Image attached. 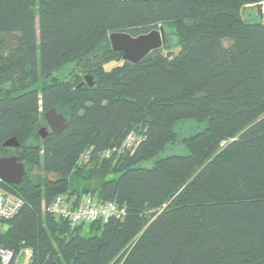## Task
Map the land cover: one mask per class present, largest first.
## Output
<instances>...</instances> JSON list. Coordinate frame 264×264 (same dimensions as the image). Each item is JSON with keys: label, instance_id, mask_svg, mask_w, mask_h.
Masks as SVG:
<instances>
[{"label": "trees", "instance_id": "1", "mask_svg": "<svg viewBox=\"0 0 264 264\" xmlns=\"http://www.w3.org/2000/svg\"><path fill=\"white\" fill-rule=\"evenodd\" d=\"M262 1L0 0V149L14 137L25 165L20 184L4 183L23 205L1 221L0 250L27 248L28 264H264V23L242 17ZM159 26L178 51L130 63L110 48L111 32ZM71 60L92 87L37 85ZM51 108L65 127L40 139ZM186 118L206 123L188 153L138 166ZM129 133L138 143L121 150ZM75 176L88 186L72 188ZM65 192L125 215L72 225L45 211Z\"/></svg>", "mask_w": 264, "mask_h": 264}, {"label": "water", "instance_id": "2", "mask_svg": "<svg viewBox=\"0 0 264 264\" xmlns=\"http://www.w3.org/2000/svg\"><path fill=\"white\" fill-rule=\"evenodd\" d=\"M255 5L258 9L259 15L262 17V22L264 23V1ZM166 39L167 34L164 32L162 26L137 36H133L125 31H114L108 34V41L111 50L122 52L123 60L130 63H138L151 51L163 47ZM84 83L89 87L94 85L91 75H84L83 81L78 85ZM43 118L46 122V126L37 130V133L42 139H44L49 132L57 133L65 127V116L57 112L55 108L47 110L43 114ZM19 146V142L14 137L9 138L2 143L3 148H17ZM24 173V164L20 161L18 156L0 157V179L3 182L18 185L20 184ZM33 173L47 175L50 179L53 176L52 173L46 174L45 170L40 169L37 166H34Z\"/></svg>", "mask_w": 264, "mask_h": 264}, {"label": "built area", "instance_id": "3", "mask_svg": "<svg viewBox=\"0 0 264 264\" xmlns=\"http://www.w3.org/2000/svg\"><path fill=\"white\" fill-rule=\"evenodd\" d=\"M138 137L129 133L121 145V150L131 149L138 143ZM107 154L108 151H106ZM86 160L87 155H81ZM0 179V221L11 218L23 205V200L9 190ZM45 211L56 217L67 219L72 225L86 224L94 221H106L110 218L120 219L125 215V208L113 201L100 202L89 194L80 197L68 192L55 196L45 207ZM22 254L30 255V250L21 249L17 254L9 249L0 250V261L3 264H17Z\"/></svg>", "mask_w": 264, "mask_h": 264}, {"label": "rangeland", "instance_id": "4", "mask_svg": "<svg viewBox=\"0 0 264 264\" xmlns=\"http://www.w3.org/2000/svg\"><path fill=\"white\" fill-rule=\"evenodd\" d=\"M242 17L245 21L249 22H259L262 21V17L259 15L258 9L256 5H248L242 9ZM164 32L167 34V39L165 41V45L163 46L164 52L167 51H178L180 48V39L177 36L175 30L173 28H169L167 26H163ZM119 62L111 61L108 64H105L106 69H110L113 65L118 64ZM84 63L79 62L78 60H71L62 63L58 66L55 70H53L52 75L48 79L40 78L37 85L43 84L45 80L48 82L51 80L57 81H69L75 82L78 77L81 78L79 84L83 81L85 73H83L82 68ZM90 75V74H88ZM92 77V76H91ZM93 80V77H92ZM94 81V80H93ZM85 84V83H84ZM205 122H198L193 118H186L176 121L173 126L174 137L171 141L167 142L162 149L153 157L148 160L141 161L138 166L149 168L153 165L154 161L158 158L165 157L171 154H181L185 155L188 153V149L186 147L187 140L197 132L201 131L204 126ZM46 126L44 123H41L37 126V130L41 127ZM39 135V134H38ZM40 137V135H39ZM40 139H42L40 137ZM17 148H12L9 151L14 152ZM21 151V150H20ZM19 152V149H18ZM40 168L39 166H37ZM33 171V170H32ZM112 177V176H110ZM70 185L72 188L75 186H88L89 184L87 181L82 180V178L75 176ZM97 183H91L90 190L96 185ZM92 193V192H89ZM5 227V223L0 221V230H3ZM29 256L27 254H22L18 257L17 264H28Z\"/></svg>", "mask_w": 264, "mask_h": 264}, {"label": "flooded vegetation", "instance_id": "5", "mask_svg": "<svg viewBox=\"0 0 264 264\" xmlns=\"http://www.w3.org/2000/svg\"><path fill=\"white\" fill-rule=\"evenodd\" d=\"M10 149H12V147H9V148L2 147L0 149V157H8V156H18L19 158L21 157L22 155L21 147H17L16 151L14 152L9 151ZM18 149H19V152H18ZM20 161L24 164V162L21 159ZM24 168H25V165H24Z\"/></svg>", "mask_w": 264, "mask_h": 264}]
</instances>
